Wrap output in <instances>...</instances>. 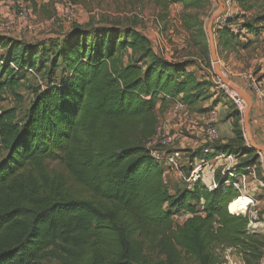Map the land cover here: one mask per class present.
I'll return each instance as SVG.
<instances>
[{"label": "trees", "instance_id": "1", "mask_svg": "<svg viewBox=\"0 0 264 264\" xmlns=\"http://www.w3.org/2000/svg\"><path fill=\"white\" fill-rule=\"evenodd\" d=\"M169 1L200 8L205 0ZM257 1L234 0L235 8L246 13ZM239 17L231 14L217 30L226 49L246 48L248 35L262 32L264 13L232 25ZM0 49V91L45 74L21 121L14 109L0 110V264H40L49 248L92 245L94 258L71 264H182L181 251L208 264L217 247L236 249L244 264L260 262L264 234L249 229V213H235L245 209L233 207L242 193L226 184L228 172L216 171L213 188L200 179L173 190L147 147L158 107L180 97L194 108L210 98L205 86L211 83L187 71L194 59L170 60L145 33L118 25L77 26L61 42L0 34ZM241 113L230 108L233 136L206 143L210 153L191 152V163L231 152L239 158L235 173L257 165L259 153L243 141ZM192 168L186 165L185 174ZM94 236L113 241L102 251ZM139 236L153 240L167 259L146 260Z\"/></svg>", "mask_w": 264, "mask_h": 264}, {"label": "rangeland", "instance_id": "2", "mask_svg": "<svg viewBox=\"0 0 264 264\" xmlns=\"http://www.w3.org/2000/svg\"><path fill=\"white\" fill-rule=\"evenodd\" d=\"M2 1V0H0ZM168 2V7L164 4ZM15 3L27 5L32 10L33 18L27 24H19L15 16L16 5H10L0 9V34L15 36L19 39H28L29 41L46 40L61 42L66 33L72 31L77 26L83 29L91 27L105 26H132L136 27L150 38V44L153 49L160 55L170 60L194 59L195 66L188 67L187 71L192 72L200 81H208L211 84L206 85L210 93V98L202 100L194 108L189 109L187 120L181 121L174 116L167 103L159 107L156 111L159 125L166 126L171 133H183V137L170 146L169 150L180 148L185 152L186 159L190 153L203 149L206 145L207 137L205 135L206 122L204 116L208 111H202L208 105L216 104L222 97H225V103L228 104V110L234 109L236 105L226 99L227 93L221 86L224 83L216 72L214 66L213 50L218 65L220 66L223 76L236 85V89L244 94L246 101L241 117H239V126L243 129V141L249 144L253 149L258 146L264 147V142H259L254 136L250 114L247 117L251 101L247 98L245 90L248 88L249 81L247 78L264 80V21L259 24L262 32L258 36L249 34L248 37L252 43L246 47L233 46L226 49L223 44V38L218 33V28L222 27L225 22L219 19L224 12V0H205L203 7H193L184 2H170L169 0H15ZM264 13V0H259L254 4V8L246 13L237 11L233 8L232 14L240 15L232 25L242 22L244 19L254 20L256 16ZM10 24L9 30H4L1 24ZM222 25H221V24ZM189 24V27L187 26ZM202 28L203 34L198 28ZM244 35V34H243ZM246 36L241 39L245 40ZM237 44V43H236ZM238 45V44H237ZM2 50L0 49V52ZM210 58V61H209ZM44 70L40 71L37 76L30 74L20 80L14 87H5L0 91V110L14 109L16 120L21 121L26 110L30 106L34 90L45 83ZM240 89V90H239ZM220 97V98H219ZM210 106V107H211ZM212 108V107H211ZM209 108V109H211ZM229 112V111H228ZM225 113V116L227 113ZM232 121H230L232 126ZM226 142L227 139L219 137L214 142ZM209 142V141H208ZM206 147V146H205ZM258 152V151H257ZM264 154V152H263ZM254 154H251V158ZM264 156V155H263ZM239 158L236 156L235 161ZM225 163V164H224ZM226 162L213 160L212 167L217 171L225 167ZM52 169L60 171V165L57 162H51ZM257 180L249 179L243 188L244 193L249 195L254 193V203L248 206L240 205L243 212L249 213L253 219L249 229L252 231V223L264 221V197L259 199V193L264 194V186L259 181H264V169L258 165ZM165 178L171 183V188L184 187L187 182L178 173L174 171H165ZM210 177L203 176V181H210ZM89 196V194H85ZM234 209L236 208L233 204ZM239 207V208H240ZM229 209V206H228ZM230 211V210H229ZM231 212V211H230ZM176 219V216L174 217ZM261 219V220H258ZM256 231L264 234V230ZM143 240L142 255L146 260L156 261L167 259V254L162 252L161 248L156 245L149 237H141ZM92 241L97 244L102 251L110 247L113 240L105 237L94 236ZM76 250V251H75ZM182 264H199L192 257L181 251ZM96 253L95 246H88L84 249L73 248L66 250L64 247L49 248L41 259L40 264H71L82 263L90 258H94ZM208 264H244L241 255L236 249L217 247L213 249L212 257Z\"/></svg>", "mask_w": 264, "mask_h": 264}, {"label": "built area", "instance_id": "3", "mask_svg": "<svg viewBox=\"0 0 264 264\" xmlns=\"http://www.w3.org/2000/svg\"><path fill=\"white\" fill-rule=\"evenodd\" d=\"M10 5H16L15 16L19 24H27L29 23L32 18V10L30 7L24 4L15 3V0H2L0 1V9H4ZM235 7L234 0H224V12L222 16H219L220 21L226 22L227 18L232 14L233 8ZM4 30H9L11 28L10 24H1ZM249 81L248 88L252 93L255 101H257L262 108L264 109V80H256L252 78H247ZM221 86L227 93L228 98L240 109L242 112L244 110L246 101L238 91L229 87L225 83H222ZM170 104V111L174 116H177L181 119V121L187 120L189 115V107L188 105L180 98H172L169 100ZM206 122V129L205 135L207 137L206 143H212L219 139V130H218V121H219V109L218 107H212L208 110L207 114L204 116ZM183 133H171L166 126L159 125L157 127V134L147 141V147L151 153V155L158 160L160 163L164 165L166 168L165 171H174L178 173L185 181L187 182L186 186L191 188L194 182L203 179V176L210 177L209 187L213 188L217 185L216 181V171L212 167L213 160H219L226 162L225 167H221L222 172H228L231 179H226V184L232 185L242 194L244 193L243 188L245 187V183L249 179H254V181H258L257 179V170L258 165L264 169V154L263 152L259 153V162L257 165L249 167L247 172L235 173L232 169L233 166L239 161L236 160V155L231 152H221L217 154L214 158H207L206 156L195 157L194 162L191 163L190 156L186 159L185 152L180 148H174L169 150L170 146L176 143L183 137ZM209 141V142H208ZM210 146H204L203 152L210 153L211 152ZM192 165L193 168L191 169L189 174H185L184 167L186 165ZM225 164V163H224ZM264 186V181H259ZM252 198V202L248 205L254 203L253 195L249 194ZM247 206V208H248ZM253 222V221H251ZM258 264H264V256L260 260Z\"/></svg>", "mask_w": 264, "mask_h": 264}, {"label": "crops", "instance_id": "4", "mask_svg": "<svg viewBox=\"0 0 264 264\" xmlns=\"http://www.w3.org/2000/svg\"><path fill=\"white\" fill-rule=\"evenodd\" d=\"M236 91H238V90H236ZM245 91L247 92V94H248L247 96L251 101L250 119H251V123H252V130H253L254 136L257 138V140L259 142H262V141L264 142V109L262 108V106L257 101H255V99H254V97L250 91H247V90H245ZM216 107H218V109H219V121H218L219 137L224 138V139L232 137L233 132H232V126L230 123V121L232 119H226V116H225L226 112H228V111L230 112V110H228V108H229L228 104L225 103V100H224V102H221ZM204 182L207 185H209V183H210V181L208 182V180L207 181L204 180ZM251 226H253L254 230L259 228L258 226H261L260 230H264V221H260L259 224L258 223H252Z\"/></svg>", "mask_w": 264, "mask_h": 264}, {"label": "water", "instance_id": "5", "mask_svg": "<svg viewBox=\"0 0 264 264\" xmlns=\"http://www.w3.org/2000/svg\"><path fill=\"white\" fill-rule=\"evenodd\" d=\"M213 58H214V66L216 68V72L217 74L219 75L220 79L226 84L228 85L229 87L233 88V89H236V86L232 83V81L228 80L227 78H225L223 76V73H222V70L220 68V66L218 65L217 63V60L215 58V53H214V50H213ZM237 90V89H236ZM240 90V89H239ZM240 93V92H239ZM242 95L244 96V94L242 93ZM248 98V97H247ZM251 105V104H250ZM250 106H249V109L247 111V114L246 116L248 117L249 116V113H250ZM253 145L257 148V151L258 152H264V147H261V146H258L257 144H255V142H253Z\"/></svg>", "mask_w": 264, "mask_h": 264}, {"label": "bare ground", "instance_id": "6", "mask_svg": "<svg viewBox=\"0 0 264 264\" xmlns=\"http://www.w3.org/2000/svg\"><path fill=\"white\" fill-rule=\"evenodd\" d=\"M239 200V201H238ZM237 201L240 203V205H244V206H247V205H249L253 200H252V198L248 195H241L240 197H238L237 199H235L234 201H233V204H236L235 205V209L236 210H241V209H243L242 207H240V205H238L237 206ZM234 206V205H233ZM240 207V208H239ZM247 208V207H246ZM246 208H244V209H246Z\"/></svg>", "mask_w": 264, "mask_h": 264}]
</instances>
